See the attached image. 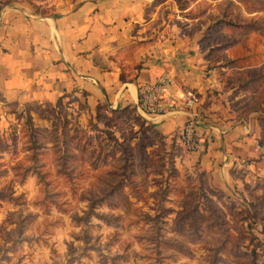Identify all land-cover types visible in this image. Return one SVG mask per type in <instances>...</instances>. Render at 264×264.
Segmentation results:
<instances>
[{
  "label": "rangeland",
  "instance_id": "rangeland-1",
  "mask_svg": "<svg viewBox=\"0 0 264 264\" xmlns=\"http://www.w3.org/2000/svg\"><path fill=\"white\" fill-rule=\"evenodd\" d=\"M27 1L41 15L78 3ZM162 1L210 57L218 105L252 123L259 157L218 187L132 109L63 106L34 132L10 107L0 119L1 260L10 251L14 264H264V0Z\"/></svg>",
  "mask_w": 264,
  "mask_h": 264
},
{
  "label": "crops",
  "instance_id": "crops-1",
  "mask_svg": "<svg viewBox=\"0 0 264 264\" xmlns=\"http://www.w3.org/2000/svg\"><path fill=\"white\" fill-rule=\"evenodd\" d=\"M162 2L78 0L41 15L27 0H0V119L10 107L25 112L83 104L96 112L108 106L134 110L145 127L177 141L185 114L145 116L138 109L140 88L166 74L175 79L178 96L193 92L201 100L196 111L205 147L189 155L190 166L228 188L234 171L259 157L257 133L218 105L222 86L210 57ZM30 114L34 122L47 121L34 110ZM6 255L0 264H14V254Z\"/></svg>",
  "mask_w": 264,
  "mask_h": 264
},
{
  "label": "built area",
  "instance_id": "built-area-1",
  "mask_svg": "<svg viewBox=\"0 0 264 264\" xmlns=\"http://www.w3.org/2000/svg\"><path fill=\"white\" fill-rule=\"evenodd\" d=\"M175 88V79L166 74L153 83L143 85L138 109L145 116H166L177 111L185 114L186 120L179 131L177 143L186 152L199 153L205 147L196 111L200 97L193 92L178 96Z\"/></svg>",
  "mask_w": 264,
  "mask_h": 264
},
{
  "label": "trees",
  "instance_id": "trees-1",
  "mask_svg": "<svg viewBox=\"0 0 264 264\" xmlns=\"http://www.w3.org/2000/svg\"><path fill=\"white\" fill-rule=\"evenodd\" d=\"M160 1H162V0H160ZM32 110L36 111V112L39 114L40 118H42V119H44V120H49V118L45 115L46 111L56 112V110L53 109V108L42 109V108H37V107H35V108L31 107V108L27 109V110L24 112V115L27 116V121H28V124H29V126H30V129H31L32 131H34V132H37V128H34L35 126L33 125L34 121H33V118H32V116H31V114H30ZM33 137H34V136H33ZM34 138H35V137H34ZM33 146H34V147H37V150H38L39 147H40L36 139L33 141ZM36 160H37V159H36ZM37 161H38V160H37Z\"/></svg>",
  "mask_w": 264,
  "mask_h": 264
}]
</instances>
